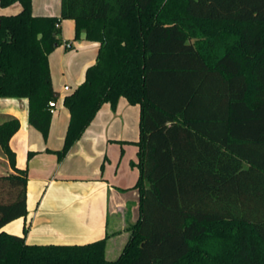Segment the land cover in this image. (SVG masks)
Wrapping results in <instances>:
<instances>
[{
    "label": "trees",
    "instance_id": "16d2710c",
    "mask_svg": "<svg viewBox=\"0 0 264 264\" xmlns=\"http://www.w3.org/2000/svg\"><path fill=\"white\" fill-rule=\"evenodd\" d=\"M15 2L20 12L0 15V97H27L30 123L48 137L59 97L49 55L73 19L75 37L100 49L64 98L70 121L56 153L67 155L105 103L139 104L141 214L116 259L106 239L28 244L26 228L7 232L27 215L28 183L10 145L20 120H7L0 145L16 173L0 175V264H264V0H61L60 16L0 0Z\"/></svg>",
    "mask_w": 264,
    "mask_h": 264
},
{
    "label": "crops",
    "instance_id": "0c3cea01",
    "mask_svg": "<svg viewBox=\"0 0 264 264\" xmlns=\"http://www.w3.org/2000/svg\"><path fill=\"white\" fill-rule=\"evenodd\" d=\"M21 9L19 2L6 7L0 4V15ZM33 14L60 16L61 0H33ZM74 26L73 19L62 20L60 37L64 46H71H57L49 55L59 97L47 138L30 123L27 97H0V123L20 120L10 145L17 155V167L28 171L27 215L4 229L22 235L26 228L28 244L74 245L106 239V257L116 259L141 214L140 191L135 188L140 176L141 106L125 97L115 108L105 103L67 155L59 158L56 151L64 146L70 121L64 98L85 80L100 49V43L88 40L84 32L77 39ZM15 173L0 145V175Z\"/></svg>",
    "mask_w": 264,
    "mask_h": 264
},
{
    "label": "built area",
    "instance_id": "2783aa9c",
    "mask_svg": "<svg viewBox=\"0 0 264 264\" xmlns=\"http://www.w3.org/2000/svg\"><path fill=\"white\" fill-rule=\"evenodd\" d=\"M66 46H67V47H70L71 44H70V43H67ZM65 89H66V90H69L70 88H69V86H65ZM49 106H50L51 110L54 112V110H55L56 107H57V100H51V101L49 102Z\"/></svg>",
    "mask_w": 264,
    "mask_h": 264
},
{
    "label": "rangeland",
    "instance_id": "374dc122",
    "mask_svg": "<svg viewBox=\"0 0 264 264\" xmlns=\"http://www.w3.org/2000/svg\"><path fill=\"white\" fill-rule=\"evenodd\" d=\"M74 28H75V26H74ZM74 32H75V29H74ZM74 35H75V34H74ZM73 42H74V41H73ZM73 44H74V46H75V43H73ZM64 45H65V40H63L62 43H61L59 46L62 47V49H63V48L65 49L66 46H64ZM75 47H76V46H75ZM75 47H74V48H75ZM67 49H68V48H67ZM208 240H209V241H212V240H210V239H208ZM208 240H205L204 242H202V244H204V243H205L206 241H208ZM209 241H208V242H209ZM200 245H201V243H200V244H199V243H198V244L196 243V245H194V246H196V247H200ZM105 256H106V250H105Z\"/></svg>",
    "mask_w": 264,
    "mask_h": 264
}]
</instances>
